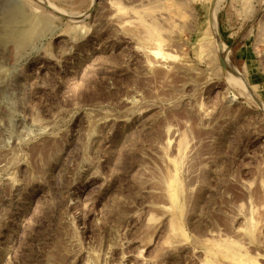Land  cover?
<instances>
[{"label":"rangeland","instance_id":"1","mask_svg":"<svg viewBox=\"0 0 264 264\" xmlns=\"http://www.w3.org/2000/svg\"><path fill=\"white\" fill-rule=\"evenodd\" d=\"M211 2L0 0V264H264V0L237 80Z\"/></svg>","mask_w":264,"mask_h":264},{"label":"water","instance_id":"2","mask_svg":"<svg viewBox=\"0 0 264 264\" xmlns=\"http://www.w3.org/2000/svg\"><path fill=\"white\" fill-rule=\"evenodd\" d=\"M215 1L216 0H212L211 5H210L209 22H212L213 20V14H214L213 11H214V6H215ZM215 41L217 43L219 50L222 51L223 42L221 41V37H220L218 30L215 36ZM228 51H229V48H226L220 54L219 63H220L221 69L233 77H238L237 72H235L233 68L231 67V65L228 63V60H227Z\"/></svg>","mask_w":264,"mask_h":264},{"label":"bare ground","instance_id":"3","mask_svg":"<svg viewBox=\"0 0 264 264\" xmlns=\"http://www.w3.org/2000/svg\"><path fill=\"white\" fill-rule=\"evenodd\" d=\"M209 24H211V25H213L214 26V39H215V36H216V34H217V25H216V21L214 20V16H213V20H212V22H209ZM222 52V51H221ZM231 75H229V77H230ZM233 79H235L233 76H231ZM227 78H228V76H227ZM238 78L236 77V80H237Z\"/></svg>","mask_w":264,"mask_h":264}]
</instances>
